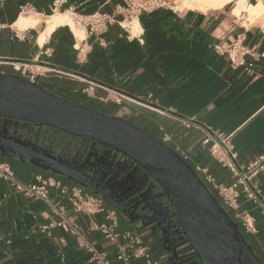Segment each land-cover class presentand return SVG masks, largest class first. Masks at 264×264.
I'll use <instances>...</instances> for the list:
<instances>
[{"label": "crops", "instance_id": "0c3cea01", "mask_svg": "<svg viewBox=\"0 0 264 264\" xmlns=\"http://www.w3.org/2000/svg\"><path fill=\"white\" fill-rule=\"evenodd\" d=\"M54 1L0 0V60L43 64L49 71L37 83L46 90L124 118L160 140L167 136V145L194 169L207 168L219 183L231 185L238 178L211 157V143L206 142L208 133L218 139L222 135L220 140L237 154L244 173L252 176L253 186L264 199V169H248L264 156V0H245L263 7L253 21L247 12L234 14L235 2L218 11H156L137 20L138 34L130 29L129 36L117 25L109 27L103 35L104 46L94 35L69 26L56 28L41 43L45 20L57 14L69 15L70 9L82 15L113 13L125 0H67L55 14ZM27 5L31 10L24 12L22 8ZM33 15L41 19L37 27L17 28L21 17ZM239 36L251 52L247 61L254 63L252 73L244 67L233 68L228 56L214 49ZM84 40L88 53L79 59L76 49ZM89 82L124 97L119 102L101 101L108 92L97 89L95 97L89 98L83 94ZM0 162L8 163L24 182H33L39 175L56 176L18 159L0 156ZM240 192L238 211L250 215L257 228L256 234H246V238L264 263V214L242 186ZM51 197L58 201L55 190ZM51 217L46 204L25 198L0 180V264H92L69 235L58 229L42 232L41 226ZM117 217L118 232H138L150 246L148 258L169 264L159 240L161 230L152 235L121 213ZM80 223L87 225L84 216ZM97 238L99 248L109 254L113 264H120L114 261L115 247Z\"/></svg>", "mask_w": 264, "mask_h": 264}, {"label": "water", "instance_id": "95a60500", "mask_svg": "<svg viewBox=\"0 0 264 264\" xmlns=\"http://www.w3.org/2000/svg\"><path fill=\"white\" fill-rule=\"evenodd\" d=\"M0 119L31 123L100 144L146 175L143 189L120 204L94 189L91 178L49 150L0 131V156L18 159L102 197L140 230L159 240L169 264H264L193 166L174 148L117 116L66 100L16 75L0 74ZM151 181V183H150ZM175 218L177 220H175ZM187 244L198 260L192 261Z\"/></svg>", "mask_w": 264, "mask_h": 264}, {"label": "built area", "instance_id": "2783aa9c", "mask_svg": "<svg viewBox=\"0 0 264 264\" xmlns=\"http://www.w3.org/2000/svg\"><path fill=\"white\" fill-rule=\"evenodd\" d=\"M66 3L67 0H55L52 4L53 13L59 12ZM22 10L25 12L31 8L27 5ZM160 10H168L173 13L180 11L176 0H125V4L118 6L113 13L97 11L89 15H82L70 9V14L79 28L94 35L104 46L103 35L109 27L117 25L131 36L130 25L135 20L139 21L143 15ZM87 45V41L84 40L83 46L76 49L79 59L87 55ZM214 49L220 55L228 56L233 68L244 67L248 73H252L254 63L247 61V56H250L251 52L244 46L242 36L228 45H216ZM3 67L10 70H4ZM48 71L43 64L37 62L0 60V74L16 75L32 83H37L38 78ZM97 89H104L108 92L107 98H101V101L119 102L124 97L122 94L95 82H89L88 86L83 89V94L94 98ZM221 138L222 135H219L218 139L210 133L207 134L206 142L211 143L210 155L222 168L228 169L231 174L236 176L237 181L231 185H224L219 183L207 168L197 167L195 170L216 195L228 214L232 216V219L237 221L243 232L254 235L257 233V228L252 217L238 211L241 196L240 186L243 187V192L248 198L262 210L263 214L264 199L260 191L253 186L252 176L244 173V167L238 162L237 154L232 151L226 141L220 140ZM161 141L167 144L169 138L165 136ZM119 155L133 163L123 155ZM248 169L263 170L264 156L260 157ZM0 180L25 198L46 204L52 212V217L41 226L42 232L58 229L69 235L73 238L77 248L87 254L90 263L113 264L109 254L99 248L97 238L99 236L115 247L114 261L117 263L139 264V262L145 261V264H161L162 261H152L148 258L150 246L145 243L144 237L138 232H118L116 209L108 208L102 197L88 194L81 185L65 183L56 176L45 177L43 175L37 176L33 182H24L18 179L12 167L4 162H0ZM52 190L57 192L58 201L51 197ZM81 216L86 218V226L80 223ZM175 220L177 219L175 218ZM185 247L189 248L186 255L192 261L198 260L190 245L187 244Z\"/></svg>", "mask_w": 264, "mask_h": 264}, {"label": "flooded vegetation", "instance_id": "af4514ba", "mask_svg": "<svg viewBox=\"0 0 264 264\" xmlns=\"http://www.w3.org/2000/svg\"><path fill=\"white\" fill-rule=\"evenodd\" d=\"M0 131L45 148L78 167L91 178L94 189L105 194L109 201L120 204L121 210H126V206L121 203L123 198L132 191L143 189L147 182L141 169L100 144L13 120L0 119Z\"/></svg>", "mask_w": 264, "mask_h": 264}, {"label": "bare ground", "instance_id": "6f19581e", "mask_svg": "<svg viewBox=\"0 0 264 264\" xmlns=\"http://www.w3.org/2000/svg\"><path fill=\"white\" fill-rule=\"evenodd\" d=\"M236 3L237 6L234 10V14L240 16L241 13L247 12L249 14L250 20H254L257 16L261 15L263 12L262 5L254 7L247 3L245 0H182V6L189 10H198L202 12L208 11H218L222 10L232 3ZM243 12V13H244ZM67 14H57L45 20V30L42 33L41 43L44 42L46 36L50 35L56 28L60 26H69L72 29L79 28L74 22V18L70 13ZM41 23V19L37 16L33 17H21L16 24L17 28L26 29L29 27H37ZM130 29L134 34H138L141 30L140 25L137 20L130 25Z\"/></svg>", "mask_w": 264, "mask_h": 264}, {"label": "rangeland", "instance_id": "374dc122", "mask_svg": "<svg viewBox=\"0 0 264 264\" xmlns=\"http://www.w3.org/2000/svg\"><path fill=\"white\" fill-rule=\"evenodd\" d=\"M176 1H177V3H178V8H179L180 11H186V10H189V9L184 8V7L182 6V0H176ZM74 22H75V21H74Z\"/></svg>", "mask_w": 264, "mask_h": 264}, {"label": "trees", "instance_id": "16d2710c", "mask_svg": "<svg viewBox=\"0 0 264 264\" xmlns=\"http://www.w3.org/2000/svg\"><path fill=\"white\" fill-rule=\"evenodd\" d=\"M232 217V216H231ZM234 220V219H233ZM235 221V220H234ZM237 223V221H235ZM241 232L243 233V235L245 236L246 238V234L243 232V230L240 228ZM247 239V238H246Z\"/></svg>", "mask_w": 264, "mask_h": 264}]
</instances>
